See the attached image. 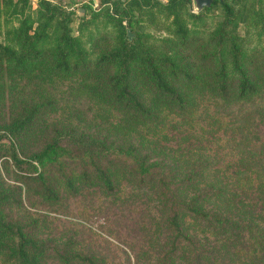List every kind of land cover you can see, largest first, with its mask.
<instances>
[{"label": "rangeland", "instance_id": "rangeland-1", "mask_svg": "<svg viewBox=\"0 0 264 264\" xmlns=\"http://www.w3.org/2000/svg\"><path fill=\"white\" fill-rule=\"evenodd\" d=\"M126 3L127 0H0V46L11 50L10 54L0 53V124L24 119L22 130L9 136L18 157L24 158L53 137L54 127L67 125L107 137L115 144L132 141L164 156L174 151L177 157L183 149L205 152L216 159L210 165L223 168L233 163L221 160L230 150L225 128L238 120H251L248 132L259 138L263 151L264 0H227L229 14L218 4L195 12L192 0L169 14L160 4L128 10ZM80 8L82 14L78 12ZM175 13L177 20L173 18ZM118 19L125 32L129 31L123 40L125 66L129 68L127 80L129 88L149 109V115L144 117L134 116L113 101L108 77L120 70L118 60H98L118 44ZM63 24L81 51L66 56L68 68L58 70L50 62V51ZM229 38L238 45L243 67L262 91L249 98L222 102L212 92L211 77L227 56ZM160 53H166L197 78L180 83L164 71L174 87L187 91L188 108L184 111L165 108L148 84L141 60ZM241 107L247 112H238ZM224 112L230 115H222ZM241 131L239 128L236 134ZM7 147L8 139L1 138L3 215L27 225L36 223L34 232L57 242L71 238L77 249L92 254L103 264L135 263L132 251L146 244L140 236L142 213L136 200L145 201L134 196L138 191L133 182L110 169L113 192L105 193L93 182L81 181L75 190L68 191L52 167L46 171V179L57 189L59 199L45 201L37 193L34 170L24 164L14 165L6 155ZM242 149L243 145H239L234 150ZM0 264L11 262L0 254Z\"/></svg>", "mask_w": 264, "mask_h": 264}, {"label": "trees", "instance_id": "trees-1", "mask_svg": "<svg viewBox=\"0 0 264 264\" xmlns=\"http://www.w3.org/2000/svg\"><path fill=\"white\" fill-rule=\"evenodd\" d=\"M7 1L10 3L11 0ZM190 1L127 0L126 7L129 10L160 4L169 14ZM214 4H218L225 14L230 13L227 0H213L208 7ZM66 18L69 20L70 16ZM173 18L177 20L176 13ZM117 27L118 44L101 54L98 60H118L120 70L108 77L113 101L134 116L144 117L149 115V109L128 85L129 68L125 66L123 41L127 34L120 19ZM226 49L225 60H221L211 77L212 92L217 100H241L262 91L243 67L239 47L232 38ZM80 51L63 24L54 49L50 51L53 56L50 62L58 70H66L65 57L78 55ZM10 52L7 47L0 46V53ZM141 65L149 86L161 98L165 108L171 112L188 108L187 91L174 87L164 76V71L180 83L193 82L197 78L166 53L146 56ZM222 115L230 114L224 112ZM24 125V119L0 124V139H8L6 155L14 165L24 164L34 170L37 193L45 201L59 199L57 189L46 179V171L52 167L61 175L59 179L68 191L75 190L81 181L93 182L105 193L113 192L115 185L110 169L133 182L138 191L134 196L145 201L136 200L139 203L136 207L142 213L140 236L146 243L132 251L134 264H264V150L259 138L248 132L251 120H238L225 128L230 150L221 160L233 163L223 168L210 165L216 159L205 152L183 149L177 152V157L174 151L164 156L132 141L115 144L107 137L67 125L54 127L53 137L20 158L9 136H16ZM239 128L242 131L236 134ZM239 145H243V149L238 152L234 149ZM65 166L69 167L67 171L63 170ZM2 200L0 197V204ZM35 224L27 225L7 218L0 211V254L11 264H46L49 261L103 264L92 254L77 249L71 238L57 242L36 233L37 230L34 232Z\"/></svg>", "mask_w": 264, "mask_h": 264}, {"label": "water", "instance_id": "water-1", "mask_svg": "<svg viewBox=\"0 0 264 264\" xmlns=\"http://www.w3.org/2000/svg\"><path fill=\"white\" fill-rule=\"evenodd\" d=\"M212 1L213 0H192L193 5L195 7V12H199L203 7H208ZM218 1H222V0H218ZM81 11H82V9L80 8L78 10V12L80 14H82ZM126 34H127V36H129V31L128 30L126 31Z\"/></svg>", "mask_w": 264, "mask_h": 264}]
</instances>
